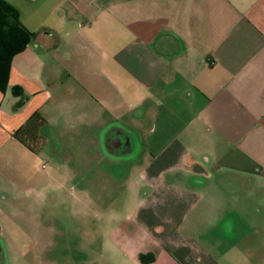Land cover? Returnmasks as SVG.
<instances>
[{
    "label": "crops",
    "instance_id": "crops-1",
    "mask_svg": "<svg viewBox=\"0 0 264 264\" xmlns=\"http://www.w3.org/2000/svg\"><path fill=\"white\" fill-rule=\"evenodd\" d=\"M3 1L35 35L0 91L5 250L25 238L6 192L48 180L47 145L84 175L97 160L136 169L137 264H264V0ZM34 112L37 154L12 136Z\"/></svg>",
    "mask_w": 264,
    "mask_h": 264
},
{
    "label": "rangeland",
    "instance_id": "rangeland-1",
    "mask_svg": "<svg viewBox=\"0 0 264 264\" xmlns=\"http://www.w3.org/2000/svg\"><path fill=\"white\" fill-rule=\"evenodd\" d=\"M48 147L42 159L48 180L33 192H6L11 197L2 208L25 238L7 250L0 240V264H137V252L150 244L135 223L146 195L136 187V169L125 170L124 160H97L84 175L71 159L52 158L54 148ZM65 162L71 169L58 167Z\"/></svg>",
    "mask_w": 264,
    "mask_h": 264
},
{
    "label": "trees",
    "instance_id": "trees-1",
    "mask_svg": "<svg viewBox=\"0 0 264 264\" xmlns=\"http://www.w3.org/2000/svg\"><path fill=\"white\" fill-rule=\"evenodd\" d=\"M35 39V35L24 28L17 20L15 10L0 0V91L7 88L12 59L22 53ZM15 96L20 94L18 87L12 88ZM47 121L38 112H34L14 133L13 138L30 152L37 154L45 144L43 130ZM149 262L154 256L149 255ZM145 263L143 255L139 256Z\"/></svg>",
    "mask_w": 264,
    "mask_h": 264
},
{
    "label": "flooded vegetation",
    "instance_id": "flooded-vegetation-1",
    "mask_svg": "<svg viewBox=\"0 0 264 264\" xmlns=\"http://www.w3.org/2000/svg\"><path fill=\"white\" fill-rule=\"evenodd\" d=\"M113 132H114L113 133L114 137L112 136V138L110 140V143H109L110 147L114 148V146L120 144V146H118L120 151L128 150L130 148L129 139L125 135H117L116 136L115 131H113Z\"/></svg>",
    "mask_w": 264,
    "mask_h": 264
}]
</instances>
